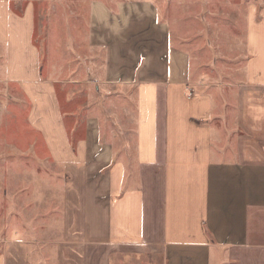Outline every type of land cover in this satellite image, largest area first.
I'll use <instances>...</instances> for the list:
<instances>
[{"label": "crops", "instance_id": "1", "mask_svg": "<svg viewBox=\"0 0 264 264\" xmlns=\"http://www.w3.org/2000/svg\"><path fill=\"white\" fill-rule=\"evenodd\" d=\"M34 32L33 6L0 0V88L25 98L32 152L38 140L51 171L36 199L47 218L0 229V264H264V0L220 101L194 93L168 50L156 79L91 84L77 107L43 77Z\"/></svg>", "mask_w": 264, "mask_h": 264}, {"label": "rangeland", "instance_id": "2", "mask_svg": "<svg viewBox=\"0 0 264 264\" xmlns=\"http://www.w3.org/2000/svg\"><path fill=\"white\" fill-rule=\"evenodd\" d=\"M259 1L11 0V6L19 14L33 6V41L41 53L43 77L59 83L61 101L80 107L97 95L91 84L156 79L168 50L185 56L194 93L210 90L217 101L222 100L225 82L234 83L244 66L248 9ZM96 63L100 81L91 76ZM112 94L104 92L108 99ZM126 94L120 93L124 98ZM27 111L28 104L16 87L0 88V229L4 237L10 233L7 228L23 232L48 216L36 199L46 196L43 185L51 179V171L46 152H38L42 148L38 140L37 152H32L36 136L24 124Z\"/></svg>", "mask_w": 264, "mask_h": 264}]
</instances>
